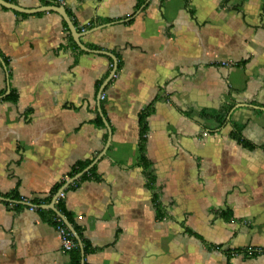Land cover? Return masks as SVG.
I'll return each mask as SVG.
<instances>
[{"label":"crops","instance_id":"obj_1","mask_svg":"<svg viewBox=\"0 0 264 264\" xmlns=\"http://www.w3.org/2000/svg\"><path fill=\"white\" fill-rule=\"evenodd\" d=\"M57 1L118 67L108 80L113 60L74 49L60 15L0 6V264L70 263L44 208L63 190L84 264H264V0ZM226 105L224 124L202 116ZM103 152L99 180L70 183Z\"/></svg>","mask_w":264,"mask_h":264},{"label":"trees","instance_id":"obj_2","mask_svg":"<svg viewBox=\"0 0 264 264\" xmlns=\"http://www.w3.org/2000/svg\"><path fill=\"white\" fill-rule=\"evenodd\" d=\"M44 2L47 6L59 5V2L57 0H44ZM65 26H66V30L69 34V30L67 28L66 23H65ZM91 28L92 27L89 26L88 29H85V30L87 31ZM69 39L72 41L71 46L74 49L79 50L78 46L73 42V39L70 35H69ZM231 108H232V106L226 105L217 111H204V112H202V116L206 119H213V120H216L220 124L221 123L224 124L227 120V116H228L229 112L231 111ZM151 111H152V105L147 107L139 116V127H140V133H139V159H140V162H139V165L143 168L144 173L147 177L148 187L150 188V190L154 191L153 185H154L155 179H154L152 170L150 168L151 165H150V163L146 157V154H145L147 133H148L147 119L150 116ZM95 123L99 127H104V122L99 117L95 120ZM241 130H242L241 126L234 124V130L232 131L231 136L235 140H237L239 143H241L245 148H247L249 150L254 149L255 146L253 144H251L250 142L243 139L242 134H241ZM90 164H91V162H84V163L78 164L74 168V170L70 173V177H72V178L75 177L76 175L81 173L85 168H87ZM93 177L95 178V180H99V177L95 173V168L91 169L88 173L84 174L80 181H83V180H86L89 178H93ZM80 181L73 183V185L77 186ZM56 191H58V189ZM8 198L11 200H20L19 198H17V195L15 193L11 194ZM153 198H154V201L156 203V207L159 209L160 203L158 201V197H157V194L155 192H154ZM33 204L36 205L39 208V210H41V205L43 203H42V201H39V200H33ZM58 209L70 221V223L73 225L76 232L81 236V229L79 228V226L76 225V223L73 221L71 216L66 212L65 206L63 205L62 201L58 202ZM53 216H54V221H55L56 215L53 214ZM55 223H56V221H55ZM82 241H83V245H84V251L87 252L88 250L91 249V246L85 240H82ZM75 242H76L77 246L72 251H70L71 259H70L69 264H82L81 249H80L76 239H75Z\"/></svg>","mask_w":264,"mask_h":264},{"label":"water","instance_id":"obj_3","mask_svg":"<svg viewBox=\"0 0 264 264\" xmlns=\"http://www.w3.org/2000/svg\"><path fill=\"white\" fill-rule=\"evenodd\" d=\"M0 6L2 7H5L7 9H10V10H13V11H17V12H21V13H39V12H54L58 15H60L63 20L65 21V23L67 24V27H68V30L69 32L71 33V36L75 42V44L78 46L79 49H81L82 51H85V52H88V53H94V54H102V55H105V56H108L110 57L112 60H113V69H112V72L109 76V79L110 80L115 74H116V71H117V67H118V61H117V58L109 53V52H105V51H99V50H91V49H88L87 47L84 46V44L82 43L81 39L82 37L92 33L93 31H96L99 27H97L96 29L94 30H90V31H86V32H80L76 26L74 25L72 19L70 18V16L68 15L66 9L64 6L62 5H54V6H43V7H40V8H37V9H31V10H27V9H24L16 4H13V3H10L8 1H5V0H0ZM108 80L106 82V84L108 83ZM106 85H104V87L101 89L100 91V98L102 96V93H103V90L105 88ZM105 120V119H104ZM105 124H106V127L108 129V132H109V140H108V145L110 144V140H111V137H112V131L110 129V126L109 124L106 122L105 120ZM107 145V147H108ZM106 147V148H107ZM106 152V151H105ZM105 152H103L99 157H97L87 168H85L81 173H79L78 175H76L71 181L70 183H74L76 182L78 179H80L84 174L88 173L93 167L94 165L101 159V157L105 154ZM69 183V184H70ZM64 192V190L62 191ZM61 192V193H62ZM2 200H5L4 198H0ZM28 206L30 207H34V205H32L31 203H26ZM45 209H49V210H52L53 212L56 213V215L58 217H60L62 219V221L64 222V224L68 227V229L71 231V233L73 234L74 238L76 239L80 249H81V252H82V256L84 257V249H83V243L82 241L80 240L79 236H78V233L76 232V230L74 229V227L72 226V224L65 218V216L59 211V209L56 207V199L55 201H53L51 204L49 205H45L44 206ZM84 264V263H82Z\"/></svg>","mask_w":264,"mask_h":264},{"label":"built area","instance_id":"obj_4","mask_svg":"<svg viewBox=\"0 0 264 264\" xmlns=\"http://www.w3.org/2000/svg\"><path fill=\"white\" fill-rule=\"evenodd\" d=\"M101 98L104 99L105 96L102 95ZM204 135H207V133H204ZM64 198H65V194L63 192L60 193L57 196L56 204H58V202ZM55 221H56V229L61 239V249L63 252L68 253L77 246L74 236L60 217L56 216Z\"/></svg>","mask_w":264,"mask_h":264}]
</instances>
